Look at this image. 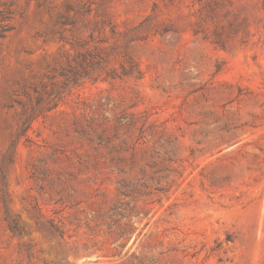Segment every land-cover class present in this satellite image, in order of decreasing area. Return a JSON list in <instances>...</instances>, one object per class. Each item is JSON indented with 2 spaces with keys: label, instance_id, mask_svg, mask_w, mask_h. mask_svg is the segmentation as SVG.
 <instances>
[{
  "label": "rangeland",
  "instance_id": "374dc122",
  "mask_svg": "<svg viewBox=\"0 0 264 264\" xmlns=\"http://www.w3.org/2000/svg\"><path fill=\"white\" fill-rule=\"evenodd\" d=\"M0 264H264V0H0Z\"/></svg>",
  "mask_w": 264,
  "mask_h": 264
}]
</instances>
